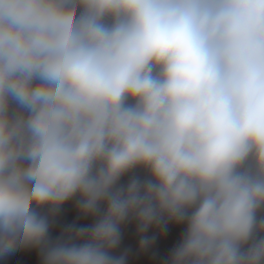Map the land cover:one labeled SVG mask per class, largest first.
<instances>
[{"label":"clouds","instance_id":"9594fccd","mask_svg":"<svg viewBox=\"0 0 264 264\" xmlns=\"http://www.w3.org/2000/svg\"><path fill=\"white\" fill-rule=\"evenodd\" d=\"M131 221L184 225L168 264H264V0H0V255L126 264Z\"/></svg>","mask_w":264,"mask_h":264},{"label":"rangeland","instance_id":"374dc122","mask_svg":"<svg viewBox=\"0 0 264 264\" xmlns=\"http://www.w3.org/2000/svg\"><path fill=\"white\" fill-rule=\"evenodd\" d=\"M133 175L144 178L141 170H136ZM130 176H125L121 184H126ZM47 213V209L43 210ZM94 222L91 217L80 216L76 200L67 202L55 214L52 219L49 236L57 239L69 226L87 227ZM184 231V225L169 224L166 231L150 228L145 234L147 237H155L151 246L141 250V236L137 232L135 221L126 222L121 226V242L113 251V255H125L126 264H168V258L172 250L177 246ZM0 264H42L41 254L38 249L18 248L8 255H0Z\"/></svg>","mask_w":264,"mask_h":264}]
</instances>
